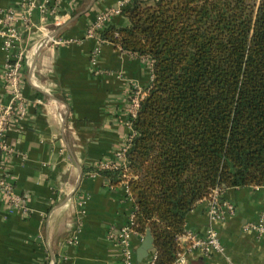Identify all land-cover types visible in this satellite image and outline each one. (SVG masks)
<instances>
[{"label": "crops", "instance_id": "obj_1", "mask_svg": "<svg viewBox=\"0 0 264 264\" xmlns=\"http://www.w3.org/2000/svg\"><path fill=\"white\" fill-rule=\"evenodd\" d=\"M29 1L35 7L27 14ZM124 1L0 0V9L16 18L30 62L22 73L25 116L14 119L7 132L12 154L0 155V166L27 199L29 214L11 210L0 191V264H120L108 231L128 225L135 203L126 181L114 186L92 170L118 162V151L132 133L130 94L135 87H150L153 64L88 32L100 14ZM108 26L127 27L129 20L112 14ZM7 58L0 42L4 105L12 103L5 88ZM222 197L234 204V214L213 226L203 200L187 216L186 232L206 236L215 227L224 253H187L186 264H264V236L243 230L264 212V188H230ZM77 226L81 232L70 245L66 240ZM145 240H132L139 264H150L154 253L151 248L138 261Z\"/></svg>", "mask_w": 264, "mask_h": 264}, {"label": "trees", "instance_id": "obj_2", "mask_svg": "<svg viewBox=\"0 0 264 264\" xmlns=\"http://www.w3.org/2000/svg\"><path fill=\"white\" fill-rule=\"evenodd\" d=\"M100 40L149 58L127 170H92L135 203L152 264H174L189 213L219 188H264V0H133ZM49 264V263H48Z\"/></svg>", "mask_w": 264, "mask_h": 264}, {"label": "built area", "instance_id": "obj_3", "mask_svg": "<svg viewBox=\"0 0 264 264\" xmlns=\"http://www.w3.org/2000/svg\"><path fill=\"white\" fill-rule=\"evenodd\" d=\"M133 0H126L123 4L116 9L110 10L107 13L100 14L91 28L89 29L88 36L96 37L100 39V32L104 29V24L112 14H122L123 10L132 4ZM35 7L34 2L25 4L27 14H30L31 9ZM56 44H63V42H56ZM0 42L3 50L6 52L8 58L4 65L5 68V88L12 96V103L4 105L0 102V155L7 157L13 152L12 146L7 139V132L10 129L14 119L22 118L25 116V102L22 97V73L24 68L30 67L28 53L25 52L22 47V34L16 26V18L12 12H5L0 9ZM147 90H143L140 87H135L130 94V110H129V122L132 133L128 137L126 143L118 151L117 163H102L98 167L102 170H120L123 174L127 170V158L126 153L131 145L136 133L133 130L132 122L136 118L140 102L145 98ZM4 175L0 176V191L6 196L7 203L11 210H19L23 214L28 215V209L26 205L27 199L24 196L17 194L13 182L6 174V169L0 166ZM223 191L219 188L214 189L211 194L204 199L207 203V215L213 226L222 223L228 216L235 213V206L232 203L225 201L222 197ZM81 211L79 220H82ZM133 217H131L128 225L121 229L111 227L108 231V238L114 242L118 248L120 257V264H139L136 259L132 240L134 237H140L132 229ZM245 232H253L260 237L264 236V212H262L258 220L246 224L243 228ZM81 232V226H77L73 232L70 233L66 240V243L73 245L77 242L78 236ZM181 242L186 244L185 250L179 254L178 259L174 264H186L184 255L192 252H200L204 256H211L213 254H223L225 248L221 243L218 233L215 227L208 230L206 236H199L193 232H186L181 238ZM155 253L151 256L150 264L153 263Z\"/></svg>", "mask_w": 264, "mask_h": 264}, {"label": "water", "instance_id": "obj_4", "mask_svg": "<svg viewBox=\"0 0 264 264\" xmlns=\"http://www.w3.org/2000/svg\"><path fill=\"white\" fill-rule=\"evenodd\" d=\"M41 47H43V45ZM41 47H40V49H41ZM153 244H154V242H153L152 235L150 232H148L146 235L144 247L141 249V251L138 252V261L139 262H142V260L144 258H147L149 256L148 251L151 248H153ZM54 264H55V261H54Z\"/></svg>", "mask_w": 264, "mask_h": 264}, {"label": "rangeland", "instance_id": "obj_5", "mask_svg": "<svg viewBox=\"0 0 264 264\" xmlns=\"http://www.w3.org/2000/svg\"><path fill=\"white\" fill-rule=\"evenodd\" d=\"M131 107V105H129Z\"/></svg>", "mask_w": 264, "mask_h": 264}]
</instances>
